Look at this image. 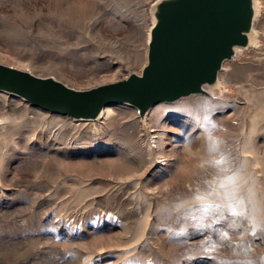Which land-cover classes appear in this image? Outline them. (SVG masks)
I'll use <instances>...</instances> for the list:
<instances>
[{"label": "rangeland", "instance_id": "1", "mask_svg": "<svg viewBox=\"0 0 264 264\" xmlns=\"http://www.w3.org/2000/svg\"><path fill=\"white\" fill-rule=\"evenodd\" d=\"M154 0H0V62L75 88L140 72ZM220 97L90 121L0 90V264H264V0ZM6 114V115H5Z\"/></svg>", "mask_w": 264, "mask_h": 264}, {"label": "water", "instance_id": "2", "mask_svg": "<svg viewBox=\"0 0 264 264\" xmlns=\"http://www.w3.org/2000/svg\"><path fill=\"white\" fill-rule=\"evenodd\" d=\"M257 1L155 0L140 72L129 70L118 80L81 89L0 62V90L74 119H98L107 105L127 104L138 109L145 126L156 103L199 94L220 97L224 64L253 46Z\"/></svg>", "mask_w": 264, "mask_h": 264}, {"label": "bare ground", "instance_id": "3", "mask_svg": "<svg viewBox=\"0 0 264 264\" xmlns=\"http://www.w3.org/2000/svg\"><path fill=\"white\" fill-rule=\"evenodd\" d=\"M257 8H258V10H260L259 0L257 1ZM259 36H260L259 32L256 33V30H255V35H254L253 40H252L253 46L258 42ZM148 39H149V30L147 32V42H148ZM146 56H147V49H145V51L143 53V62H142L143 65L146 62ZM218 86H219V89L223 92L222 82L221 81L219 82ZM111 111H112V109H111V104H110V105H107L106 107H104V109L102 110V113H101V115H100V117L98 119L89 120L90 123H92V125L94 127V131L96 133L100 129L99 124L102 122V119H104L106 116H109L111 114ZM149 112L147 113V115L149 114ZM147 115H146V119L145 120H147ZM7 119H9L7 116L0 115V126H3L5 123H7L8 122ZM72 120L75 123H85L86 121H88V119H82V118L81 119H74V118H72ZM145 126H147V121H146Z\"/></svg>", "mask_w": 264, "mask_h": 264}]
</instances>
